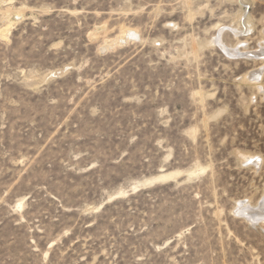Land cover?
Returning <instances> with one entry per match:
<instances>
[{
  "label": "rangeland",
  "instance_id": "obj_1",
  "mask_svg": "<svg viewBox=\"0 0 264 264\" xmlns=\"http://www.w3.org/2000/svg\"><path fill=\"white\" fill-rule=\"evenodd\" d=\"M262 50L264 0H0V264H264Z\"/></svg>",
  "mask_w": 264,
  "mask_h": 264
},
{
  "label": "bare ground",
  "instance_id": "obj_2",
  "mask_svg": "<svg viewBox=\"0 0 264 264\" xmlns=\"http://www.w3.org/2000/svg\"><path fill=\"white\" fill-rule=\"evenodd\" d=\"M244 22H246V24H247V25H245V27L247 26L246 29H248V31H250L252 29V24L250 22V19H248L247 21H244ZM244 22H242V23L244 24ZM218 31H219L218 34L214 37V40L212 41L214 44H216L217 46H219L229 56H236V55H245L246 56V53L245 54L239 53L238 47L230 48V49L224 47L223 46L224 44H222L221 39H220V32H222V29H220ZM232 31H233L234 35H237L241 30H239V31L238 30H232ZM127 34H128V37H132V38H136V35H137L133 31L132 32L130 31ZM262 55H264V50H262L260 53H252V54H250V57L257 59V58H260ZM263 70H264V66L262 68L258 69L257 71L250 72L249 74H247L245 76L246 77L245 80H248V82H251L252 84H254L257 87L258 90L261 88L260 85H259V82H260L259 79H260V77L262 75ZM240 155H242L243 160H246L249 163L253 164V161H254L253 159L255 158V156L254 157H251L249 154H244V153H242ZM255 165H256V161H255ZM176 173L177 172H175V173H172V172L163 173V174L158 175V179L164 180V179H167V178H171ZM236 206H237V209L238 210H241L242 209V205L241 204H237ZM261 211L263 212V214L260 217H259V215L254 214L255 212H253V214L250 213L249 215H247L248 212H249L248 211L247 214L245 215V218L247 219V221H249L253 225L256 222L264 221V200L261 203ZM243 212H244V210H242V211H240L238 213L241 214V215H244Z\"/></svg>",
  "mask_w": 264,
  "mask_h": 264
}]
</instances>
